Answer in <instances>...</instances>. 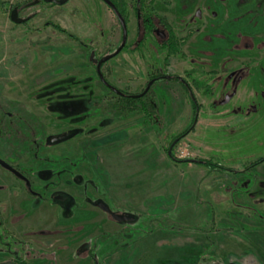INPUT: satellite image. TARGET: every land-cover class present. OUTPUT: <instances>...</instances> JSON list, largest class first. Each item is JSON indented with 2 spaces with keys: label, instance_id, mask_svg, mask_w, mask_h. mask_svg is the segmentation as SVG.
Wrapping results in <instances>:
<instances>
[{
  "label": "rangeland",
  "instance_id": "374dc122",
  "mask_svg": "<svg viewBox=\"0 0 264 264\" xmlns=\"http://www.w3.org/2000/svg\"><path fill=\"white\" fill-rule=\"evenodd\" d=\"M28 1L0 0V156L37 190L58 171L50 179L71 201L10 195L8 220L24 218L17 235L42 223L56 234L58 251L29 264H264V0H155L150 22L138 0H113L128 46L102 73L124 95L158 79L148 111L121 108L96 74L122 41L109 8L41 4L15 25L10 6ZM159 17L181 55L160 48ZM167 76L187 80L201 108ZM1 186L23 185L0 167ZM100 202L135 222L117 223Z\"/></svg>",
  "mask_w": 264,
  "mask_h": 264
},
{
  "label": "flooded vegetation",
  "instance_id": "af4514ba",
  "mask_svg": "<svg viewBox=\"0 0 264 264\" xmlns=\"http://www.w3.org/2000/svg\"><path fill=\"white\" fill-rule=\"evenodd\" d=\"M69 1H68V3H69ZM100 1L107 8H109L108 5L103 0H100ZM110 1L116 6L118 11L121 13L123 18L125 19L123 11H122L123 10L122 3L120 5L119 3H117V4L114 3L113 0H110ZM41 4L53 5L54 7H62V6L55 4L53 1L47 2L46 0H33V1H28L27 3H24V4L11 5L9 8V10H10L9 11L10 21H11V14L16 9L19 18L24 20V22L22 24H15V23L14 24L15 25H21V26H25V25L29 24L32 21V19L34 18V13L30 12V10L33 7L40 6ZM67 4H65V5H67ZM65 5H63V6H65ZM134 6L136 8H138L137 14H140L143 17V16H146L148 13L150 14V12L154 13L155 12L154 8L156 5H155V0H138L136 3H134L132 5V7H134ZM151 8H153V9H151ZM125 21H126L127 29H128L127 20L125 19ZM119 24H120V22H119ZM120 26H121V24H120ZM153 28H154V26H153ZM121 29H122V27H121ZM167 33L169 35V31H167ZM159 36L162 37L161 38L162 41L166 40L168 38V37L166 38L165 35L162 36V33H159ZM128 37H129V30H128ZM122 43H123V30H122L121 45H122ZM184 43H185L184 45H186L187 41L185 40ZM127 46H128V40H127V43H126L125 47L123 48V50ZM103 58L104 57H102L101 59H103ZM100 60H98L97 64H96V74H97V65H98ZM104 65L102 66V69H103ZM187 76H188V73H187ZM163 79H166L169 82H178L185 89L186 93H189L190 96L192 97L196 111L199 110V108H201V106H199L197 100L193 96V93H195V92L193 91L192 87L188 84L187 80H185L182 77H174V76L163 77ZM157 81H158V79H154V83L150 87V89L147 93H151V90ZM104 87H106L110 92L115 94V92L112 91L111 89H109L107 86L104 85ZM120 92L124 93L122 91H120ZM117 96H120V95H117ZM129 96H132V95H125L122 97H129ZM0 159L5 161L10 166H12L23 177V178H19L15 174H13L12 172L7 170L8 172H10L12 174L14 179L16 181L20 182L23 186H20V189L17 186H15L14 188H7L5 186L0 187V190H2V192H1L2 196H0V258H3V260H0V263L11 262L14 264H29V262L33 261L34 259H41L45 256L52 255L54 252L58 251V247L55 248V244H54V238H55L56 234L53 231V228L50 226L47 227L48 226L47 224L42 223L41 224L43 226L42 229H40L38 231H31V230L22 231V232H20V236H19L16 234V232H17L16 228H18V227L20 228V226L24 225L23 224L24 218L23 217H18V218L12 217V218H9V220H8L7 208L9 206L10 195L18 196L19 194L25 192V193H27V195L29 197H31L33 200L38 202L37 203L38 206H44V205H49L51 207L61 206L64 209H69L71 206V204H70L71 201H67V200H70L69 195L66 193V191L61 190L59 188V186L57 185V183L55 184L54 181L53 180L51 181V179H50V178H53L56 176L58 177L59 176L58 171H52L53 174L54 173H56V174H55V176L52 175L50 178H48L46 175H43L42 177L46 178V180H44L43 178H40L38 175V173L42 172L43 170H39L36 172V174H33L32 176L40 178V181L42 182L39 186V188H41V190H37V187L34 184V182L32 180H30V178L27 177L26 174L19 171L16 166H13L12 162H10L8 160H4L1 156H0ZM50 183H53L54 185L51 186ZM3 206H5V207H3ZM68 206H69V208H67ZM98 209H100V208H98ZM104 213H106V212H104ZM106 215H108L111 219H113L111 214L106 213ZM125 217L133 219L132 221H129V222H135V218L128 216V215H125ZM17 221H19V222H17ZM117 223H119V222H117ZM48 228H51V229H48ZM32 234H34V235H32ZM41 239H43L44 241ZM69 245L70 244L68 243L66 247L68 248ZM91 257H92V263L93 264H100L99 262H97L96 257H94V256H91Z\"/></svg>",
  "mask_w": 264,
  "mask_h": 264
},
{
  "label": "water",
  "instance_id": "95a60500",
  "mask_svg": "<svg viewBox=\"0 0 264 264\" xmlns=\"http://www.w3.org/2000/svg\"><path fill=\"white\" fill-rule=\"evenodd\" d=\"M47 2H50V1H53L55 4L59 5V6H63L65 4L68 3L69 0H46ZM107 5L108 7L113 11V13L115 14V16L117 17L118 21L120 22L121 24V27H122V30H123V43L122 45L119 47V49H117V51L112 54V55H108L106 57H104L103 59H101L97 65V75L100 79V81L105 85L107 86L109 89H111L112 91L115 92V94L117 95H120V96H125L123 93H121L119 90L115 89L114 87H112L105 79V77L103 76V73H102V66L109 62L110 60H112L113 58H115L116 56H118L123 48L125 47L126 43H127V40H128V29H127V24H126V21L125 19L123 18V16L121 15V13L118 11V9L116 8V6L110 1V0H103ZM11 21L15 24H22L24 22V20H22L21 18H19L18 16V13H17V10L15 9L12 14H11ZM154 83V80L151 81L146 90L142 93V94H139V95H132V96H129L131 98H141L143 97L150 89V87L153 85ZM178 141H175L171 147V150L168 152V155L171 156V152H172V149L173 147L177 144ZM195 162V161H193ZM0 166L2 168H4L5 170H8L10 172H12L13 174H15L17 177L19 178H23L22 175L17 171L15 170L12 166H10L9 164H7L5 161L1 160L0 159ZM97 207L100 208L102 211L108 213V214H111L112 218L119 222V223H124L126 221H132L133 219H130V218H127L125 216H120V215H116V214H113L111 212V210L109 209V207L107 205H105L104 203H98L97 204ZM0 264H14V263H11V262H7V263H0Z\"/></svg>",
  "mask_w": 264,
  "mask_h": 264
},
{
  "label": "trees",
  "instance_id": "16d2710c",
  "mask_svg": "<svg viewBox=\"0 0 264 264\" xmlns=\"http://www.w3.org/2000/svg\"><path fill=\"white\" fill-rule=\"evenodd\" d=\"M143 19L145 22H150V20L152 18L150 17V15L149 16L147 15ZM159 19L162 22V24L165 26V28H167V31H169L168 38L166 40H163V42L160 44V48L163 50H167L169 52L172 51V53H173V51H175V54L181 55L182 52H181V47L179 45V40L177 39L174 31L172 30L170 25L165 21V19L163 17H159ZM145 27L146 28H148V27L153 28L152 25L151 26L146 25ZM183 44H184V41H183L182 45ZM171 55H173V54H171ZM149 95H150V93H147L144 97L135 98V99L131 98V97L118 96V98L120 100V104L118 103V105L121 106V108H123L126 105V106L133 107L135 109H140L142 111H148L147 109L150 107V105L153 107L155 106L153 101L149 100ZM193 129H194V125L183 136H186L189 132L193 131ZM184 162L193 163V161H191V160L184 161ZM200 163L203 164L202 162H200Z\"/></svg>",
  "mask_w": 264,
  "mask_h": 264
}]
</instances>
